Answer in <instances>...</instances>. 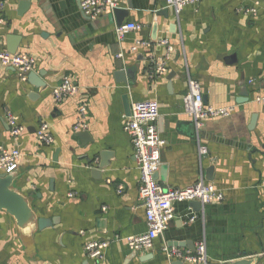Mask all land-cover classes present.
Listing matches in <instances>:
<instances>
[{
  "label": "crops",
  "instance_id": "obj_1",
  "mask_svg": "<svg viewBox=\"0 0 264 264\" xmlns=\"http://www.w3.org/2000/svg\"><path fill=\"white\" fill-rule=\"evenodd\" d=\"M22 1L0 0V52L8 50V35L20 36L16 53L33 55L46 86L37 88L0 65V146L21 152L14 186L37 217L56 222L22 228L0 209V264H192L168 258L162 248L193 252L202 241L214 264L242 258L264 264V105L255 101L264 95V0H203L179 15L166 0H127L120 4L129 12L124 23L141 27L122 39L115 13L90 18L81 0H29L20 15ZM257 1L262 2L258 14L239 12ZM140 39L152 47L132 51ZM161 39H167L170 52ZM159 59L167 63L163 75L156 72ZM120 70L125 82L118 79ZM65 76L79 90L55 103L52 89ZM190 78L200 83L205 103L234 106L233 113L209 119L198 130L184 107ZM244 87L249 99L239 103ZM142 100L159 103L157 126L167 141L161 165L166 169L155 176L159 183L184 188L203 179L220 189L223 199L196 209L175 202V218L154 248L134 252L126 238L145 232L147 221L124 122L132 103ZM81 105L87 106V129L76 130ZM9 113L24 127L21 134L12 133ZM44 122L54 136L51 145L36 137ZM92 238L109 241L98 263L84 250Z\"/></svg>",
  "mask_w": 264,
  "mask_h": 264
},
{
  "label": "built area",
  "instance_id": "obj_2",
  "mask_svg": "<svg viewBox=\"0 0 264 264\" xmlns=\"http://www.w3.org/2000/svg\"><path fill=\"white\" fill-rule=\"evenodd\" d=\"M127 0H81L83 12L90 18H98L108 13H115V10L121 8V2ZM203 0H166L168 8L174 10L179 15L182 8L189 4H197ZM264 2V1H263ZM261 1H257L251 7H242L239 12L248 15L258 14ZM0 4V24L4 23V16L1 13ZM141 27V24L135 22L122 23L117 26V34L120 39L123 36ZM159 44L165 45L170 52L172 47L167 39H161ZM141 47L151 48L150 40H137L132 46V51H138ZM122 57V54L119 55ZM158 61V60H157ZM157 74H165L168 71L167 63L159 59ZM0 65L14 69L19 78L27 82L29 74L36 69V60L30 53L18 52L10 53L8 51L0 52ZM79 90V85L71 77L65 76L62 81L52 89V96L55 103H59L66 97L73 96ZM255 101L264 105V95H259ZM185 113L189 115L196 128L199 130L205 122L213 118L229 117L234 106H214L204 102V96L200 83L190 78L189 88L184 96ZM80 119L75 126L76 130L87 129L86 117L87 106L81 105ZM160 108L156 100H142L132 103L131 113L126 117L124 129L130 135L134 156L140 172L139 197L145 208L147 230L137 235H131L126 238L130 250L137 252L140 250H151L155 242L160 238L171 220L175 218V202L200 201L205 206L211 202H218L223 199V193L212 183H205L203 179L184 188H165L156 179L162 165V152L167 141L162 137L157 126ZM9 122L12 126V133L21 134L23 126L18 118L11 113L8 114ZM39 142L51 145L54 142V136L47 123H42L36 132ZM202 154L207 152L205 146H200ZM21 152L18 149L9 150L5 146H0V173H8L19 166ZM264 185V181L262 182ZM124 186H119V192L124 191ZM106 211L107 206H103ZM196 216H192L190 221H194ZM83 233V232H81ZM109 246V241L97 238L89 239L84 244L85 254L88 260L95 263L105 258V252ZM163 253L170 259H179L192 264H214L207 255V248L204 241L198 243L195 251L181 250L176 246L164 245ZM264 253V252H263Z\"/></svg>",
  "mask_w": 264,
  "mask_h": 264
},
{
  "label": "water",
  "instance_id": "obj_3",
  "mask_svg": "<svg viewBox=\"0 0 264 264\" xmlns=\"http://www.w3.org/2000/svg\"><path fill=\"white\" fill-rule=\"evenodd\" d=\"M29 7H30V1L23 0L20 3L18 13L20 15H23L28 10ZM128 13H129L128 10L123 8H118L115 10L117 26L124 23V19L128 15ZM7 41H8L7 51L10 53H16L21 43V37L10 34L7 36ZM117 75L119 81L121 80L124 82L126 81V75L124 74L123 71L121 70L118 71ZM28 82H30L33 86L37 88H42L46 86L41 76L37 74V72L35 71L29 74ZM240 97L241 98L237 99L239 103L246 102L249 99L248 91L246 87L243 88ZM130 113L131 110H129V114ZM255 123H256V115L252 119L250 129L254 128ZM17 169L18 168L8 173H0V209H4L8 211L12 216H14L19 226L22 228L26 227L28 224H35V226H37L39 229H44L52 225L54 222H56V219L37 217L36 212L34 211V208L31 206L27 196L14 186L15 173ZM165 169H166L165 167L161 168L162 171ZM213 177H214V167L212 166L208 168L206 172V180L213 181ZM190 204L192 205V207H195V209L200 207L201 205L200 201H191ZM254 261L257 262V258H242L232 262L231 264H253Z\"/></svg>",
  "mask_w": 264,
  "mask_h": 264
}]
</instances>
